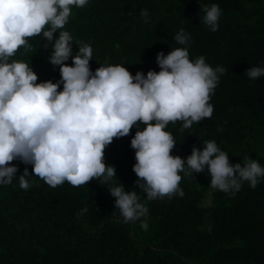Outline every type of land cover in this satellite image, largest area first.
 <instances>
[{"label":"trees","instance_id":"1","mask_svg":"<svg viewBox=\"0 0 264 264\" xmlns=\"http://www.w3.org/2000/svg\"><path fill=\"white\" fill-rule=\"evenodd\" d=\"M212 3L222 9L214 32L200 10ZM64 27L74 38L73 55L78 42L92 44L93 72L100 64H124L133 75L159 71L157 54L182 47L174 36L185 29L191 34L190 58L203 55L226 71L211 96V117L189 128L182 129V121L167 126L177 141L172 154L186 158L193 146L202 149L214 139L232 163L243 165L250 157L264 165V76L245 74L264 63V0H89L73 8ZM28 40L31 49L22 46L12 59L31 64L37 82L58 81L59 66L47 59L50 42L42 33ZM137 130L134 125L128 135L114 137L105 163L115 167V183L138 191L147 216L124 223L108 185L97 179L53 187L33 175L22 189L16 177L0 185V264H264V178L255 188L245 181L232 194L210 188L206 167L180 173L182 197L148 200L133 170L131 139ZM10 163L18 166L17 176L25 168L32 172L19 159Z\"/></svg>","mask_w":264,"mask_h":264},{"label":"clouds","instance_id":"2","mask_svg":"<svg viewBox=\"0 0 264 264\" xmlns=\"http://www.w3.org/2000/svg\"><path fill=\"white\" fill-rule=\"evenodd\" d=\"M88 2L0 0V185L18 177L20 188L27 189L33 175L53 187L65 181L79 186L97 179L108 185L124 223L140 220L148 208L138 191L115 183L116 169L105 163L106 147L135 125L139 130L131 139L133 170L148 200L182 197L180 173H198L206 167L212 189L235 194L245 181L255 188L264 178V165L250 157L243 165L232 163L214 139L204 141L202 149L193 146L186 158L172 154L177 141L167 126L182 121V129L189 128L211 117V96L226 69L211 66L203 55L190 58L191 34L181 28L174 39L182 47L157 54L159 71L133 75L124 64L104 63L93 72L92 44L78 42L73 55L74 38L64 27L73 8ZM201 9L203 23L216 31L220 6L203 4ZM140 15L147 23L148 10ZM41 33L51 44L47 59L60 69L56 82H37L31 64L12 59L22 46L31 49L28 38ZM69 59L71 64L66 63ZM245 74L250 79L264 76V63L251 66ZM17 159L31 164L32 172L25 168L17 176L18 166L10 163ZM142 226L147 228V223Z\"/></svg>","mask_w":264,"mask_h":264}]
</instances>
